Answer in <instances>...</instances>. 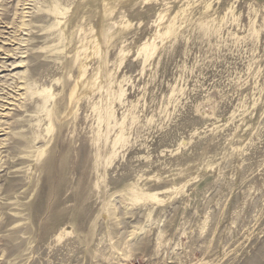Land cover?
<instances>
[{"label": "rangeland", "instance_id": "rangeland-1", "mask_svg": "<svg viewBox=\"0 0 264 264\" xmlns=\"http://www.w3.org/2000/svg\"><path fill=\"white\" fill-rule=\"evenodd\" d=\"M23 1L0 264H264V0Z\"/></svg>", "mask_w": 264, "mask_h": 264}, {"label": "bare ground", "instance_id": "bare-ground-1", "mask_svg": "<svg viewBox=\"0 0 264 264\" xmlns=\"http://www.w3.org/2000/svg\"><path fill=\"white\" fill-rule=\"evenodd\" d=\"M26 1L28 0H24L21 5L22 6H25L26 4ZM20 2V1H19ZM26 7H24L23 9H25ZM3 10V9H1ZM2 14V15H1ZM4 16H6V12L4 13H0V22L1 20L4 18ZM24 17V16H23ZM25 23L22 21L21 22V26H24ZM2 32V31H1ZM0 32V33H1ZM4 50V49H3ZM11 52V51H10ZM1 66V65H0ZM6 68V67H5ZM41 94V93H40ZM45 94L47 95L46 93V90H45ZM45 101H47L48 99V96H45L44 97ZM1 102V101H0ZM6 105V104H5ZM4 104L2 106H5ZM4 110V109H3ZM1 128V127H0ZM1 130V129H0ZM3 131V130H2ZM1 132V131H0ZM1 149V148H0ZM150 196H152L153 198H155V196L151 193ZM6 203V202H5ZM3 215V216H2ZM0 227H4L6 224L10 223V221H14V230L18 231L22 228V219H23V216H22V212L19 211V214H9V212L7 211V207L5 206H0ZM61 234V233H60ZM60 234L58 235V238L60 237ZM2 255V254H1Z\"/></svg>", "mask_w": 264, "mask_h": 264}]
</instances>
